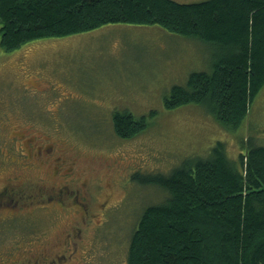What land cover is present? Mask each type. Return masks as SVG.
I'll return each mask as SVG.
<instances>
[{
  "label": "rangeland",
  "instance_id": "374dc122",
  "mask_svg": "<svg viewBox=\"0 0 264 264\" xmlns=\"http://www.w3.org/2000/svg\"><path fill=\"white\" fill-rule=\"evenodd\" d=\"M216 54L213 44L154 23L110 22L34 38L12 50L0 43V187L8 175L24 173L16 156L23 143L42 138L56 143L48 155L75 161L76 181L89 182L87 197L81 196L89 211L36 200L29 211L22 205L4 208L2 258H24L46 243L60 264H126L141 211L165 195L132 174L168 173L185 157L207 156L218 140L234 159L242 139L264 145V86L237 130L220 122L209 103L167 106L172 87L186 85L193 72H210ZM115 111L144 115L147 127L121 138L113 126ZM12 141L18 142L15 153ZM24 148L32 150V144ZM52 158L30 166L34 182L43 175L42 183L62 184ZM1 259L0 264L12 263Z\"/></svg>",
  "mask_w": 264,
  "mask_h": 264
},
{
  "label": "trees",
  "instance_id": "16d2710c",
  "mask_svg": "<svg viewBox=\"0 0 264 264\" xmlns=\"http://www.w3.org/2000/svg\"><path fill=\"white\" fill-rule=\"evenodd\" d=\"M158 24L216 48L210 72L174 85L167 106L209 103L237 130L264 86V0H0V43L12 50L34 38L103 24ZM146 116L115 111L117 136L147 127ZM244 143L238 158L218 140L207 156L184 158L168 173L132 178L164 190L130 233L126 264H264V145Z\"/></svg>",
  "mask_w": 264,
  "mask_h": 264
},
{
  "label": "flooded vegetation",
  "instance_id": "af4514ba",
  "mask_svg": "<svg viewBox=\"0 0 264 264\" xmlns=\"http://www.w3.org/2000/svg\"><path fill=\"white\" fill-rule=\"evenodd\" d=\"M12 138L16 139L19 137L12 136ZM44 140L48 141V143L44 142ZM35 141L36 140L33 139H27L26 143H23V151L21 152V150H19L18 153H16V156H20L18 159L20 163L23 164V168L25 167V171L24 173H12L11 175H8L6 183L0 187V212L8 207L13 208L14 210V208L19 207L20 205L29 211L30 207L34 205V200L38 201V205L49 203V206H52V204L54 205V203H57L63 205L65 209H69L70 211H89L88 206L84 204L81 199V196L87 197L85 191H88L87 187L89 186V182L76 181L75 161H69L68 158H65L62 155H57L54 158L48 155L49 153L54 152L53 147L56 144L53 140H50V138H42V140L37 141L38 143ZM13 143L15 153L19 146L17 145V141L16 143ZM30 144H32V150L30 148H24ZM50 158H52L54 162L53 173L60 176L62 184L57 183L49 185L47 183H42L41 181H44L43 175H39V181L34 182L32 176L27 174L28 171L32 170L30 166H34L39 159L50 160ZM48 176H50V173H48ZM36 183L40 184V186L37 187ZM31 184L36 186L33 187L34 191L28 189ZM37 248H39L37 249L38 252L31 248L28 250L29 255L27 254L26 257H22L21 259H7V256L2 258L1 254L0 259L2 258L1 260L6 261L9 260L12 262L11 264H15L16 262V264H60V262H58L59 260L56 259V257L59 258L60 255L57 254L56 257L51 256L54 255L55 251L49 253L47 250L48 245H46V243H43ZM66 257V254L62 255L63 260Z\"/></svg>",
  "mask_w": 264,
  "mask_h": 264
}]
</instances>
